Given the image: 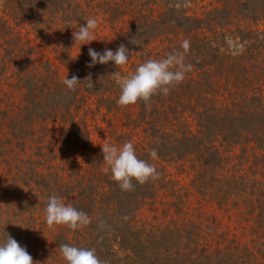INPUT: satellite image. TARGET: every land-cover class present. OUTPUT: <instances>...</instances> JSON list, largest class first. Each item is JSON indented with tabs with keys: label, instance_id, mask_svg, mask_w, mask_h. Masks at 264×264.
I'll use <instances>...</instances> for the list:
<instances>
[{
	"label": "trees",
	"instance_id": "trees-1",
	"mask_svg": "<svg viewBox=\"0 0 264 264\" xmlns=\"http://www.w3.org/2000/svg\"><path fill=\"white\" fill-rule=\"evenodd\" d=\"M90 1L95 0H84L86 4L80 0H0V36L7 43L6 46L0 44V52L4 49L0 57L3 63L0 65V84L20 89L26 104L22 119L11 124V136L18 138L26 126L29 130L37 121L45 122L47 126V121L55 123L58 120L75 130L71 135L65 130L61 152H58L61 167H52L49 163L50 155L45 151L48 150L49 132L44 130L46 134L42 133L38 138L37 149L31 157H39L41 162H38L46 171L35 170V163L26 159L21 160L25 169L21 167L12 173L10 195L14 197L9 199L8 194H4L6 202L3 209L0 207V264H248V257L254 255L244 252H221L213 258H207L204 253L192 256L188 248L191 245L186 243L188 234L184 235L183 227H140L135 224V216L143 201L152 198L156 182L158 184L166 177L161 173V163L172 164L192 157V164L210 174L223 163L219 154V147L223 145L239 146L241 152L251 142L255 147L263 148L264 92H260L264 84L256 82V72L259 71L256 65L264 57V30H238L234 37L231 34L232 22L237 15H243L255 24H264V0H232V3L226 2L223 8L217 7L203 17L187 13L194 0H102L99 8L104 4L114 7L120 17L130 15L132 23L117 36L110 50L83 53L81 62H78L82 65L72 70L71 75L60 72L62 69L57 70L66 75L63 79L51 67L53 63L49 55L55 51L50 46L51 40L56 41L53 44L57 46L64 43V49L67 45L70 47L76 38L66 42L62 39L73 34V29L86 27L90 15L86 9L89 12L93 9ZM155 4L161 5V12L153 18L150 12L151 5ZM210 14L222 16L224 22L210 19ZM116 18L117 15L114 20ZM19 26H27L35 39L44 40L45 37L44 49L38 51L31 41H26L19 34ZM212 28L220 31H212ZM159 35L181 39L164 57L165 60L169 58L168 66L156 68V72L146 76L143 84L134 86L128 85L127 81L120 82L124 63L142 53L148 38ZM18 41L22 43L18 44ZM69 59V52H64V62L59 60V63L66 64ZM5 63L11 64L13 70H4ZM83 64L89 74L80 81L79 77L72 78L75 70L82 73ZM172 64L173 68L170 67ZM251 65L255 73L250 70ZM183 68L187 69L186 74L182 72ZM210 68L224 76L225 89L232 87L226 91L227 96L224 95L220 105L216 106L210 100L193 104L188 112L194 122V131L186 127V132L182 130L179 135L173 131L159 132L155 124L163 105L154 100L155 89L161 88L159 91L163 92L166 87H172L173 100L178 102L180 89L198 90L191 94H196L198 103L204 100L201 91L210 88L207 80ZM231 71L235 72L232 77L228 76ZM193 74H201V80L189 86L184 78ZM76 85L84 95L95 96L99 108L104 107L107 114L118 115V112L126 113L129 108L138 107L134 126L138 128L141 123L143 129L148 130L147 135L156 139L151 155L145 152L138 156L132 152L134 157L125 160L124 166L101 170L97 182L80 170L83 158L66 159V155L74 154L73 149H80L77 152L85 154L88 163H93L87 116L76 112L83 109L87 100L84 96H76ZM105 99L107 103H101ZM148 107L151 108L149 111ZM60 109L63 114H59ZM66 115L69 119L65 120ZM131 118L125 116L126 126L132 124ZM11 141L6 140L5 144L13 143ZM48 146L50 151H57L54 144ZM1 151H8L6 145ZM8 163L6 161L3 165L1 162L0 165L7 166L10 171L11 164ZM14 165V168L18 167ZM98 177L107 188L98 189ZM209 183L211 180L205 186L204 194L214 197L216 189H212ZM78 186L79 191L75 189ZM222 192L218 188L216 195L226 201L227 196ZM258 210L256 215L260 217ZM250 221L262 227L260 232L263 235L264 218H251ZM31 229H47L51 241H41L37 245L32 241V248L23 241ZM43 250L48 253H41Z\"/></svg>",
	"mask_w": 264,
	"mask_h": 264
},
{
	"label": "rangeland",
	"instance_id": "rangeland-1",
	"mask_svg": "<svg viewBox=\"0 0 264 264\" xmlns=\"http://www.w3.org/2000/svg\"><path fill=\"white\" fill-rule=\"evenodd\" d=\"M80 1H83V4L87 2V0L86 2L84 0ZM90 2L93 9L92 12L86 9V12L90 13L87 16L86 27H79L76 31L73 29L71 32L73 34L62 39V42H66L76 38V41L70 44V47L67 45L64 49V43L57 46L53 44L56 41L51 40L52 44L50 46L55 50L49 55L53 63L51 67L63 79L66 78V75L59 73L57 70L62 69L60 72L63 71L67 75H71L72 70L75 68L77 70L78 66L82 65L79 63L82 60L81 56H83V53L86 54L87 52H94L96 50H100L101 52L110 50L117 36L123 34L132 23L133 18L130 15L120 17L113 9L114 7L111 8L109 5L103 3L104 6L99 8L98 4H101L102 0ZM226 2L232 3V0H194L190 4L189 9H187V13L203 17L204 14L213 11L217 7L218 9L223 8ZM160 4L151 5L152 11L150 15L153 18H156L161 12ZM116 15L117 18L114 20ZM235 17L237 18H234L235 21L233 20L234 22H232L233 29H231L233 33L231 37H234L238 30H264L262 22L255 24L250 19L244 18L243 15ZM210 19L224 22L222 16L217 14H210ZM24 27L19 26V34L23 35L26 41H31L38 51H41L40 48L44 49V44L47 43L45 37H43L44 40L35 39V35L28 32L27 26ZM214 30L217 29L212 28V31ZM217 31L219 32L220 30L218 29ZM84 33L85 36H83ZM56 40L58 39L56 38ZM180 40L171 37L165 38L163 35L148 38V42H144L145 46L142 53L135 57L132 56L121 67L123 79L120 82L127 81L128 85L134 86L138 83L143 84L146 81V76L156 72V68L162 69L168 66L169 58L165 60L164 57L168 54L169 50L179 44ZM17 43L21 44L22 42L18 41ZM0 44L2 46L7 45L1 36ZM83 44H87V47ZM49 49L50 47L47 48V50ZM71 49L72 51L70 52ZM2 50L4 51V49ZM3 51L0 52V57H2ZM64 52H69L70 59L67 62L68 64L59 63V60H62V63L64 62ZM171 54L173 53L171 52ZM262 58L258 60L261 62L256 65V69L259 70H256V82H259V84H264V57ZM42 61H44V58ZM0 65H3V63L0 62ZM249 65L247 64L248 67ZM170 67L173 68V64ZM250 68L254 72L252 65ZM4 70L11 71L13 67L11 64H7ZM75 71L72 78L79 77V81L86 74H89L87 66L84 64L81 67L82 73H80V70ZM208 71L207 80L210 82V88H205L201 91L204 100L198 103L195 97L196 94L191 95L198 90L180 89L179 94L181 97L180 102H178L177 100H173L172 87H168V89L166 87L163 89V92L159 91L161 88L155 89L154 95L156 98L154 100L157 104L163 105L160 112L161 116L155 124L159 132L166 131L167 133H172L173 131V134L179 135L182 130L186 132V127L194 131V122L189 115L188 109L193 107V104L206 103L208 100L213 104L215 103L216 106L220 105L223 98H225L224 95L227 96L226 91L231 90L232 87L228 85L227 87L230 88L225 89L226 85L223 84L225 80L224 76L218 75L216 69L210 68ZM182 72L186 74L188 71L183 68ZM234 74L235 72L231 71L228 73V76L232 77ZM200 75L193 74L192 76H187V78H184V81L187 85L194 86V84H197L201 80L202 75ZM247 75L249 76V74ZM192 77L194 79L190 80ZM11 82L15 83L14 81ZM76 87V96H84L87 100L82 106L83 109L76 112L78 114L81 113V116H87L86 123L91 131V155L93 163H88L85 154L77 152L80 149H73L75 151H73L74 154L66 155V159L83 158L80 170L85 172L87 177L93 178L97 182L96 177L101 170H116L121 167V164L124 166L125 160H131L134 157L133 153L138 156H143L145 152H147V155L151 153V147L156 146V139L154 137L151 139L147 135L148 130L143 129L141 123H139L140 126L138 128L134 126L137 112H139L138 107L129 108L126 113L119 114L118 112V115L107 114L104 111V107L99 108L95 96H86L77 85ZM261 89L260 93H263L264 85ZM164 92L167 94L166 97H164ZM194 99H196V102ZM107 101L105 99L101 103H107ZM189 103H191L190 106H188ZM25 105L20 89L18 90L15 87L9 88L0 84V163L2 162L4 165L8 161V164H11L10 171L7 166L0 165V207L4 206L6 202V195L4 196V194L7 193L9 199H13L14 197L10 195L12 191L10 188V178L13 175L12 173H16L21 167L25 169L21 160L30 159L29 161L35 163V170L46 171L42 164L39 163L41 162L39 157H31L33 151L37 149L38 138L42 133L46 134L43 131L47 130L49 132V135H47L48 150L45 151L50 155L49 163L52 167H61L60 159H58L60 154L58 152H61L60 146L62 147L65 130L67 129L70 135L75 131H72L67 123L62 124L58 120L55 123L47 121L46 123H49L47 126L45 122L37 121L29 130L28 126H26L18 138L12 137L11 124L19 122L22 119L25 114V110L23 109ZM150 109L148 107V111ZM59 114H63V109H60ZM126 115L132 116V124H127V126L125 125ZM64 119H69V116L66 115ZM22 124L23 126L26 125L24 122ZM35 131H37L38 135ZM11 139L13 143L7 142L9 144H5L6 140L11 141ZM42 139L45 144L46 140L44 137ZM51 139L52 144L50 143ZM48 144L51 146L54 144L57 151H50ZM252 144V142L249 145L246 144L243 152H241V147L239 146L224 147L223 145V147H219V154L221 160L223 159V163L221 162L217 168L210 171V174L204 173L202 167H199L197 164H192V157L186 160L182 159L184 161H173L172 164L161 163V173H165L166 177H164V181L159 180L158 184L156 182L152 198L145 199L141 204L142 207L135 216L136 226L149 228L167 227V225L173 227V225H177L183 227L184 235L188 234L186 243L191 245L188 248L192 252V256L204 253L207 258H213L221 252L229 251L236 252V254L237 252L238 254L244 252L246 255L248 253L249 255H254L248 257V264H264V234L261 235L262 233L260 232L262 227L258 226L254 221H250L251 218H264V146L263 148H259ZM5 145L8 151L1 153L3 152L1 149L4 150ZM38 160L40 161L38 162ZM14 164H17L18 167L14 168ZM52 170H55V168H52ZM209 180H211L209 186L212 185V189H216L214 195L216 198L211 197L208 193L204 194L205 186H207ZM99 181L100 177H98ZM101 188L104 189L107 186L99 182L98 189ZM218 188L223 191L221 194L227 196L226 201L216 195ZM75 189L79 191V186ZM86 193H89V191L87 190ZM213 193L214 191H212L211 195ZM220 201L221 203H217ZM257 210V214H260V217L256 215ZM251 212L253 213L251 214ZM25 217H28V215ZM27 235L23 240L27 244H30L32 241L36 245L41 243V241H51V238L47 234V229H44V231L31 229L27 231ZM30 246L33 248V244H30ZM48 246L50 245L48 244ZM48 251H51V246ZM48 251L43 250L41 253H48Z\"/></svg>",
	"mask_w": 264,
	"mask_h": 264
}]
</instances>
